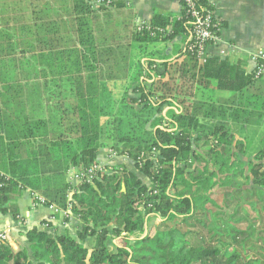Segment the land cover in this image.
Wrapping results in <instances>:
<instances>
[{
	"label": "trees",
	"instance_id": "16d2710c",
	"mask_svg": "<svg viewBox=\"0 0 264 264\" xmlns=\"http://www.w3.org/2000/svg\"><path fill=\"white\" fill-rule=\"evenodd\" d=\"M181 1L179 19L157 14L135 33L144 50L154 41L185 37L180 56L162 63L163 72L155 56L147 68L133 60L131 72L98 71L92 34L83 36L84 70L58 73L50 89L47 144L16 161V169L0 171L9 175L0 179L1 212L17 217L10 201L31 188L47 206L68 210L66 221L78 216L83 227L77 235L33 227L27 246L8 234L0 242V264H264V136L253 152L244 132L264 113L252 101L220 105L218 112L192 101L213 79L220 90L239 93L259 80L226 61L200 60L190 49L194 23ZM195 1L214 10L208 0ZM214 23L219 36L221 23L216 17ZM102 149L130 158L150 183L114 165L72 185L69 170L94 165ZM88 238H94L92 248Z\"/></svg>",
	"mask_w": 264,
	"mask_h": 264
},
{
	"label": "crops",
	"instance_id": "0c3cea01",
	"mask_svg": "<svg viewBox=\"0 0 264 264\" xmlns=\"http://www.w3.org/2000/svg\"><path fill=\"white\" fill-rule=\"evenodd\" d=\"M212 1L221 30L218 41L207 47L205 61H226L237 72L252 74V53L264 49V0ZM182 13L181 0H122L114 7L101 9H92L85 0H0V171L4 172V167L16 169V161L27 160L47 144L53 130L49 122L53 103L50 89L56 86L58 73L84 70V59L80 57L83 36L92 34L98 49V71L131 72L133 60L147 68L146 60L155 56L156 66L163 72L162 63L180 56L185 37L154 41L144 50L135 41V33L140 27L149 28L154 15L176 20ZM255 80L259 81L239 93L220 90L213 79L209 88H197L192 101L211 112H218L216 107L220 105L239 107L240 103H255L257 98L263 101L264 77ZM206 92L209 96L204 97ZM38 121L47 124L36 129ZM109 150H100L98 162L106 168L123 166L150 183L130 158L112 157ZM72 171L67 178L76 185ZM32 193L37 192L23 188L12 197L9 205L15 206L17 217L11 210L0 211V233L8 231L9 236L27 246L26 232L33 227L72 235L82 229L76 215L68 221L57 215L46 228L44 224L53 213L46 205H34ZM93 244L94 238L85 242L88 248Z\"/></svg>",
	"mask_w": 264,
	"mask_h": 264
},
{
	"label": "built area",
	"instance_id": "2783aa9c",
	"mask_svg": "<svg viewBox=\"0 0 264 264\" xmlns=\"http://www.w3.org/2000/svg\"><path fill=\"white\" fill-rule=\"evenodd\" d=\"M92 9H101V8H111L116 6L122 0H85ZM210 2L212 0H208ZM187 5V12L191 16L194 28L193 32L189 38L192 44L190 45L191 50H195L198 57L201 61H205V55L207 47L210 44H214L218 41V35L215 34V12L214 10L207 9L205 7L198 8L195 0H185ZM148 27V26H147ZM142 27L139 28V30ZM162 31V30H161ZM252 60L254 62V67L252 75L255 79L264 77V49H260L252 53ZM112 157H116L117 154L114 151H110ZM105 166L100 162H96L94 165L86 168L84 170H75L72 171V180H76L77 183L83 181L91 182L97 175L98 172L103 171ZM8 180L9 177L0 172V179ZM4 181H0V186H4ZM34 200V205H46L45 197L41 196L38 193H32ZM47 206V205H46ZM48 208L52 211V216L44 224L46 228L49 227L50 222L54 221L57 215L68 216V210H63L55 204H50ZM70 208V207H69ZM8 231L0 233V242L8 239Z\"/></svg>",
	"mask_w": 264,
	"mask_h": 264
},
{
	"label": "rangeland",
	"instance_id": "374dc122",
	"mask_svg": "<svg viewBox=\"0 0 264 264\" xmlns=\"http://www.w3.org/2000/svg\"><path fill=\"white\" fill-rule=\"evenodd\" d=\"M134 52H136V50H134ZM206 95L209 96L207 94V92L205 93L204 97H207ZM210 100H212V99H210ZM244 104H246V102H244ZM254 106H255V108L258 111L264 112V100L263 101H259V99L257 98L256 102L254 103ZM227 113H228V111H225L224 115H226ZM220 117H222V116L218 115L217 118H220ZM248 125L249 126H247V130L244 131V132H245V135L250 140L249 150L254 152V151H256V150H258L259 148L262 147V143H261L260 140H261L262 135L264 136V117H262V116H253L252 122L250 124H248ZM110 151L111 150H109V153H110ZM213 195L214 196L218 195V191L216 190L215 192H213ZM247 210L250 212L251 216H253V217L256 216V213L254 211H252L250 209V207H248Z\"/></svg>",
	"mask_w": 264,
	"mask_h": 264
}]
</instances>
